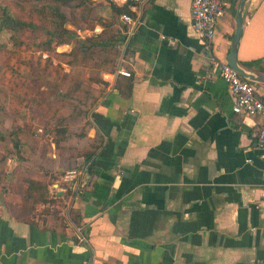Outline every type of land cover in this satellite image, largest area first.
I'll use <instances>...</instances> for the list:
<instances>
[{
	"label": "crops",
	"instance_id": "crops-1",
	"mask_svg": "<svg viewBox=\"0 0 264 264\" xmlns=\"http://www.w3.org/2000/svg\"><path fill=\"white\" fill-rule=\"evenodd\" d=\"M222 1L208 46L190 0H143L129 32L118 16L119 61L101 73L86 131L102 142L27 214L0 189V264H264V156L251 135L264 118L232 112L210 62L227 61L234 33L238 0ZM242 14L236 62L264 74V0Z\"/></svg>",
	"mask_w": 264,
	"mask_h": 264
},
{
	"label": "rangeland",
	"instance_id": "rangeland-1",
	"mask_svg": "<svg viewBox=\"0 0 264 264\" xmlns=\"http://www.w3.org/2000/svg\"><path fill=\"white\" fill-rule=\"evenodd\" d=\"M40 2L0 0V17L1 6L5 5L17 17L34 22L33 27L20 31L18 44L13 41L10 29L0 28V132L4 134L0 139V188L5 184L14 194L12 190L23 188L25 182L17 183L18 177L5 183L2 174L11 171L17 176L35 175L37 170L49 169V159L60 160V156H55L58 150L53 143L59 138L60 124L66 128L60 142L77 145L83 142L77 133L84 132L92 106L85 107L80 98L87 92L93 95L98 92L101 69L111 71V63L118 62L120 54V49L109 50L108 46L99 49L91 43L96 34L111 36L112 28H104L102 23L114 14L110 9L109 15H102L101 6L86 0L81 9L70 5L74 0L60 6L67 17L63 25L72 29L75 36L68 42L52 44L48 50H40L38 42L45 36L40 26L49 25L31 10ZM102 2L110 8V0ZM80 39L87 49L79 47ZM61 163L64 166V156ZM63 166L55 169L61 182L66 170L77 169L79 165Z\"/></svg>",
	"mask_w": 264,
	"mask_h": 264
},
{
	"label": "trees",
	"instance_id": "trees-1",
	"mask_svg": "<svg viewBox=\"0 0 264 264\" xmlns=\"http://www.w3.org/2000/svg\"><path fill=\"white\" fill-rule=\"evenodd\" d=\"M70 0H41L38 6H34L31 8L32 11L36 12L40 19L46 20L49 25L47 27H41V30L45 36L39 40L38 45L40 50H48L50 49L52 44H59V43H65L68 42L70 39H72L75 36V32L67 28L63 25L65 21H67V17L65 13L60 9V6L65 4H70ZM89 4H93V0H86ZM84 0H74V2L70 5L74 7H78L79 9L82 8ZM85 8V7H84ZM110 9L114 16L110 19L105 20V23H102L104 28H112L111 36L109 37H103L100 34H96L91 38V43L96 44L95 46H98L100 48H106L107 46L110 49H117L119 50L120 41L115 37L116 31H118L120 25V22L118 21V16L124 12L129 11L126 4L123 3H115L112 0H110ZM34 22L24 20L20 17H17L11 10L5 6H1V17H0V28L6 27L10 29L12 34V39L17 44L19 43V37L18 34L24 27H33ZM87 41V38H86ZM87 44V43H86ZM89 44V43H88ZM78 45L82 49H87V45L83 42V40H78ZM112 69L116 66V61L114 63H111ZM108 70L101 69V72H106ZM110 71V70H109ZM98 87L103 86L105 82L101 78V75H99V78L97 80ZM77 85H75L74 88H76ZM73 90V89H72ZM95 92L94 95L90 94V92H87L83 95L84 98H80L82 103L85 107L93 105L95 102V99L97 97V93ZM65 94V92H64ZM63 94V95H64ZM69 94V93H68ZM59 128L57 130L60 132L59 138L63 137L66 128L62 124H60ZM89 126V122L87 123V126L85 127L84 132H78L77 137L79 139L83 138V142L80 144H73L68 142H60V139L53 140L54 147L57 148L58 151H55V156L57 158L60 156V160H48L49 163L47 164L49 169L46 170H37V173L35 175H28V176H17L16 173L12 174L11 171H7L4 174H2V178L5 183L9 182L10 179H13L12 181H15L19 177V180L17 183L25 182V185L21 189H15L12 190L16 192L18 195L16 201H12L10 199H6V205L10 208V210L13 211L15 216H21L24 214H27V210L31 209L34 205V203L38 201H52L51 198L48 197V184L49 181L55 180L59 177L57 173L55 172V169L57 167L63 166L61 163V157L64 156V168H70L74 165H79L78 158H81L82 160L86 161L89 159L92 155H94L95 150L100 146L102 142L101 135L98 132H95L92 136H88L86 134L87 128ZM4 134L0 132V139H2ZM65 138V137H64ZM66 141V140H65ZM16 144L13 142V145ZM48 154V153H47ZM16 158V157H15ZM45 171L47 173H45ZM15 176V178H13ZM48 179H50L48 181ZM21 184V183H20ZM22 185V184H21ZM0 188L4 191H10L5 184H1ZM72 218L75 220V215L72 213Z\"/></svg>",
	"mask_w": 264,
	"mask_h": 264
},
{
	"label": "built area",
	"instance_id": "built-area-1",
	"mask_svg": "<svg viewBox=\"0 0 264 264\" xmlns=\"http://www.w3.org/2000/svg\"><path fill=\"white\" fill-rule=\"evenodd\" d=\"M115 3L126 4L128 10H135V7L143 0H112ZM129 11L122 12L119 17L126 25L129 32L134 25V19ZM223 12L222 0H190V24L201 42L208 46L214 36L215 25ZM210 62L218 71L219 76L226 84L232 94L231 110L241 115L260 114L264 118V100L255 93L252 80L241 76L227 61H221L210 56ZM117 72L123 75L129 73L118 68ZM251 135L255 138L257 145L262 149L264 156V125L252 130ZM77 170L70 168L63 174L64 180L71 181L76 178ZM264 200V193L260 196Z\"/></svg>",
	"mask_w": 264,
	"mask_h": 264
},
{
	"label": "water",
	"instance_id": "water-1",
	"mask_svg": "<svg viewBox=\"0 0 264 264\" xmlns=\"http://www.w3.org/2000/svg\"><path fill=\"white\" fill-rule=\"evenodd\" d=\"M249 0H238L236 4V10H235V22H234V33L231 39V44L229 47L228 55H227V63L234 68L241 76L246 77L250 80L253 81H259V82H264V74L257 73V72H252L245 70L241 68L237 62H236V45L238 41V37L241 32V27H242V18H243V9L248 3Z\"/></svg>",
	"mask_w": 264,
	"mask_h": 264
}]
</instances>
